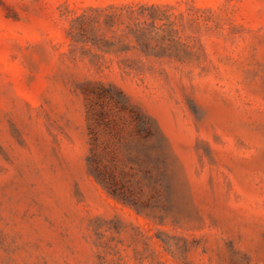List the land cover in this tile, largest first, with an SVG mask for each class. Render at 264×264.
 <instances>
[{
	"label": "rangeland",
	"instance_id": "rangeland-1",
	"mask_svg": "<svg viewBox=\"0 0 264 264\" xmlns=\"http://www.w3.org/2000/svg\"><path fill=\"white\" fill-rule=\"evenodd\" d=\"M0 264H264V0H0Z\"/></svg>",
	"mask_w": 264,
	"mask_h": 264
}]
</instances>
